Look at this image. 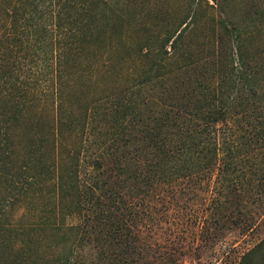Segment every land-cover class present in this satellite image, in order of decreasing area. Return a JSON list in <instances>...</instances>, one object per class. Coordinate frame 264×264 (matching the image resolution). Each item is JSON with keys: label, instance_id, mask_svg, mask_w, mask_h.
I'll use <instances>...</instances> for the list:
<instances>
[{"label": "rangeland", "instance_id": "obj_1", "mask_svg": "<svg viewBox=\"0 0 264 264\" xmlns=\"http://www.w3.org/2000/svg\"><path fill=\"white\" fill-rule=\"evenodd\" d=\"M83 2L86 9L79 18L87 24L84 29L87 37L67 56V64L82 60L84 69L77 71V77L70 75L68 80L74 97L97 99L90 111L95 112L101 124L109 115L100 108V103L106 102L104 96L143 79L144 68L160 62L162 56L158 52L170 51L173 37L192 16H197V27L184 39L185 54L161 69L172 68L173 99L190 106L202 96L196 79L218 88L240 42L249 62L256 67L253 74L262 82L264 94V0ZM21 3L22 0H0V51L14 46L5 35L13 36L19 30L12 16L22 15ZM16 6L18 11L11 12ZM225 25L231 30L238 29L241 37L236 38ZM144 46L153 48V58L139 55ZM253 116L241 121L243 128L234 127L236 121H231L235 134L232 138L249 134L252 124L249 126L247 122H253ZM42 117L28 113L21 118L17 113L16 121L23 127ZM108 125L109 120L103 126ZM243 140L239 143H245ZM261 143L249 140L242 144L239 149L242 162L230 174V179L239 177L236 184L230 179L218 182L214 170L218 162L212 166L213 155L210 154L208 165V159L202 164L204 156L194 155L192 161L199 173H187L156 184L147 197L152 216L141 218L138 225L122 220L121 211L107 206L97 208L89 198L78 202L73 197L74 205H63L60 193L55 195L52 188L44 187L40 192L42 184L28 185L34 190L27 197L17 188L14 203L0 209V264H264ZM25 148L24 145L22 151ZM25 160H31L29 153L24 159L17 157L6 162V166L15 165L19 170ZM29 169L38 177L32 167ZM53 178L56 176L50 175ZM114 179H107L110 187L114 186ZM50 182L53 181L49 185ZM128 195L125 196L128 200L139 196ZM122 222L124 225L118 227ZM172 241L177 244L175 248L165 247Z\"/></svg>", "mask_w": 264, "mask_h": 264}, {"label": "trees", "instance_id": "obj_2", "mask_svg": "<svg viewBox=\"0 0 264 264\" xmlns=\"http://www.w3.org/2000/svg\"><path fill=\"white\" fill-rule=\"evenodd\" d=\"M83 1L22 0V15L12 16L19 30L5 38L14 46L0 51V209L14 203L17 188L27 197L34 190L28 185L42 184L40 192L52 188L55 195L60 193L63 205H74L73 197L78 202L89 198L97 208L121 211L122 220L138 225L141 218L152 216L147 197L156 184L199 173L192 161L194 155L204 156L202 164L208 159L206 165L213 155L212 166L218 162L213 169L221 182L229 180L242 162V144L261 141L264 147L263 84L253 74L256 67L241 42L218 88L196 79L202 96L190 106L173 99L172 68L161 69L185 54L184 39L197 27V16L173 37L169 52H158L162 56L158 64L144 68L143 79L104 96L107 99L100 108L109 115L101 124L90 111L97 99L74 97L68 80L84 69L82 60L67 64V56L87 37V24L79 18L86 9ZM18 9L12 7L11 12ZM225 28L241 37L238 29ZM152 49L144 46L139 55L153 58ZM17 113L21 118L28 113L43 117L21 127ZM253 114V122H247L252 124L249 134L232 138L231 121H236L234 127L243 128L241 121ZM243 139L245 143H239ZM28 153L31 160H25L21 169L6 166ZM30 163L38 177L30 173ZM52 174L56 179H50ZM109 178H115L113 187ZM230 180L240 182L239 177ZM49 181H53L51 185ZM128 194L139 196L128 200ZM176 245L172 241L165 247Z\"/></svg>", "mask_w": 264, "mask_h": 264}]
</instances>
